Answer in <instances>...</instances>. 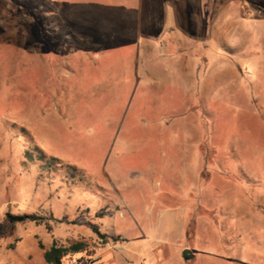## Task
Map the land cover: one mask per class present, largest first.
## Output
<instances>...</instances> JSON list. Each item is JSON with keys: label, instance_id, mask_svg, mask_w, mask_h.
Masks as SVG:
<instances>
[{"label": "rangeland", "instance_id": "374dc122", "mask_svg": "<svg viewBox=\"0 0 264 264\" xmlns=\"http://www.w3.org/2000/svg\"><path fill=\"white\" fill-rule=\"evenodd\" d=\"M164 1L0 0V264H264V0Z\"/></svg>", "mask_w": 264, "mask_h": 264}, {"label": "crops", "instance_id": "0c3cea01", "mask_svg": "<svg viewBox=\"0 0 264 264\" xmlns=\"http://www.w3.org/2000/svg\"><path fill=\"white\" fill-rule=\"evenodd\" d=\"M167 2V3H166ZM171 2V0H166L164 1L162 8H163V16L162 18L164 20H162L161 22V28L159 29V31H155V28L153 27V19H155L158 16V11L154 10V11H150V13H148V15L145 16V19H147L148 21H146V23H148L147 27H146V33H145V39L143 42L148 41V42H153V43H158L160 41H168L172 38V34H178L179 28H178V12L176 11V9L171 8V4L169 3ZM174 10V11H173ZM154 22V21H153ZM160 23V22H158ZM152 25V26H151ZM149 26V27H148ZM107 61V60H106ZM103 62V59H102ZM94 66H101V62H99V60L93 62ZM109 65V64H107ZM138 64L135 63H130L129 61H125V60H116L114 61V64L111 65L112 73H118L120 75H130L133 72H137V66ZM137 66V67H136ZM103 67V64H102ZM136 67V69H134ZM111 71H106V75L111 72ZM103 72V71H102ZM118 77V75L116 76ZM103 83V81H102ZM129 87V85L127 86ZM128 90H133L132 86L131 89Z\"/></svg>", "mask_w": 264, "mask_h": 264}, {"label": "trees", "instance_id": "16d2710c", "mask_svg": "<svg viewBox=\"0 0 264 264\" xmlns=\"http://www.w3.org/2000/svg\"><path fill=\"white\" fill-rule=\"evenodd\" d=\"M8 220L11 225H15L18 222H24L27 220L35 221L37 223L44 222V218L35 214H24V215H12L7 214ZM5 229V224L0 222V232ZM85 248L83 242H77L70 245H65L59 243L57 239H53L51 246L45 251L44 257L46 261L50 264H63V260L66 256L72 252L79 251Z\"/></svg>", "mask_w": 264, "mask_h": 264}, {"label": "water", "instance_id": "95a60500", "mask_svg": "<svg viewBox=\"0 0 264 264\" xmlns=\"http://www.w3.org/2000/svg\"><path fill=\"white\" fill-rule=\"evenodd\" d=\"M182 254L186 260L192 259L195 256V253L190 248H185Z\"/></svg>", "mask_w": 264, "mask_h": 264}]
</instances>
